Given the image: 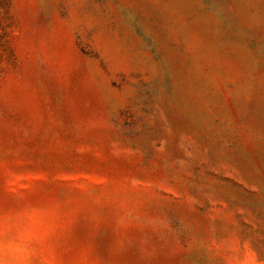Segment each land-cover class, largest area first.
I'll return each instance as SVG.
<instances>
[{"label":"rangeland","instance_id":"obj_1","mask_svg":"<svg viewBox=\"0 0 264 264\" xmlns=\"http://www.w3.org/2000/svg\"><path fill=\"white\" fill-rule=\"evenodd\" d=\"M0 264H264V0H0Z\"/></svg>","mask_w":264,"mask_h":264}]
</instances>
